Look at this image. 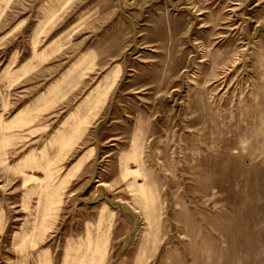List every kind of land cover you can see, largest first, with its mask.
Listing matches in <instances>:
<instances>
[{"label":"rangeland","instance_id":"374dc122","mask_svg":"<svg viewBox=\"0 0 264 264\" xmlns=\"http://www.w3.org/2000/svg\"><path fill=\"white\" fill-rule=\"evenodd\" d=\"M0 264H264V0H0Z\"/></svg>","mask_w":264,"mask_h":264}]
</instances>
